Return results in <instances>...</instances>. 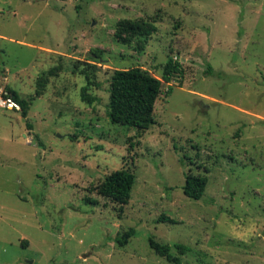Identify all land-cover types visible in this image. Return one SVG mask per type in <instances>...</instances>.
Segmentation results:
<instances>
[{"label":"rangeland","instance_id":"1","mask_svg":"<svg viewBox=\"0 0 264 264\" xmlns=\"http://www.w3.org/2000/svg\"><path fill=\"white\" fill-rule=\"evenodd\" d=\"M120 20L156 31L121 43ZM171 57L183 74L164 82ZM0 64L31 99L26 118L0 108V264H173L150 238L181 264H264V0H0ZM131 66L163 81L144 131L106 114L112 72ZM124 167L129 199L96 191ZM189 172L207 177L199 199Z\"/></svg>","mask_w":264,"mask_h":264},{"label":"trees","instance_id":"2","mask_svg":"<svg viewBox=\"0 0 264 264\" xmlns=\"http://www.w3.org/2000/svg\"><path fill=\"white\" fill-rule=\"evenodd\" d=\"M156 31V25L151 22L136 23L126 20H120L117 23L114 37L121 43H129L130 37L146 38L150 37ZM91 53L95 57H101V51L92 49ZM76 65L71 67L72 72L76 71ZM161 79L164 82H170L173 76H182L183 69L181 65L172 57L164 63ZM61 70V65L54 66L47 71L40 73L35 79L34 96H39L47 85L48 78L56 75ZM78 70V69H77ZM87 78L86 85L81 88V99L91 104L95 97L88 93V86L91 84L88 73L80 69ZM154 76L148 70L139 66L129 68L115 69L109 78V100L106 114L110 121L129 127H135L138 131L147 130L156 120L154 117V106L158 97L162 93L163 81ZM5 89L11 94V98L20 106L22 117L26 118L30 106V100L19 97L17 91L9 86ZM7 96V95H6ZM31 128V125H29ZM135 173L130 168H120L106 175L102 181L94 186L100 194L112 197L118 200H127L130 198L132 187L135 183ZM207 177L201 174L187 173L185 182L182 186L184 195L189 198L199 199L205 191ZM88 200V199H87ZM159 220L175 222L167 216H160ZM133 235V229L125 231L118 242L126 244L128 238ZM149 246L159 256L164 257L166 261L173 264H181L179 256L170 252L171 246L162 244L153 238L149 239ZM180 254L190 250V246L175 243L173 245Z\"/></svg>","mask_w":264,"mask_h":264},{"label":"built area","instance_id":"3","mask_svg":"<svg viewBox=\"0 0 264 264\" xmlns=\"http://www.w3.org/2000/svg\"><path fill=\"white\" fill-rule=\"evenodd\" d=\"M8 82L7 70L0 65V108H16L20 106L11 98V94L5 89ZM7 95V96H6Z\"/></svg>","mask_w":264,"mask_h":264},{"label":"crops","instance_id":"4","mask_svg":"<svg viewBox=\"0 0 264 264\" xmlns=\"http://www.w3.org/2000/svg\"><path fill=\"white\" fill-rule=\"evenodd\" d=\"M1 66L3 65V64H0Z\"/></svg>","mask_w":264,"mask_h":264}]
</instances>
